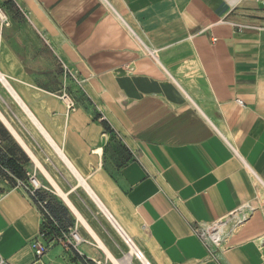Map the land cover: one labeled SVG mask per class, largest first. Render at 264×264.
Segmentation results:
<instances>
[{
  "label": "crops",
  "instance_id": "crops-1",
  "mask_svg": "<svg viewBox=\"0 0 264 264\" xmlns=\"http://www.w3.org/2000/svg\"><path fill=\"white\" fill-rule=\"evenodd\" d=\"M0 13V82L106 208L69 199L81 220L42 190L57 234L85 242L37 262L47 225L17 188L37 157L0 112V157L21 173L0 176L6 264H117L128 239L148 264H264V0H0ZM207 228L223 231L211 248Z\"/></svg>",
  "mask_w": 264,
  "mask_h": 264
},
{
  "label": "rangeland",
  "instance_id": "rangeland-1",
  "mask_svg": "<svg viewBox=\"0 0 264 264\" xmlns=\"http://www.w3.org/2000/svg\"><path fill=\"white\" fill-rule=\"evenodd\" d=\"M5 90H6L5 86L0 82V112L4 115V117L8 121H10L13 124V126L24 138L27 145L30 147L34 155L39 160L35 162L37 164L36 165L30 157L32 162V171L37 173L38 178L40 179L42 185L46 188L43 190V194L47 197L55 196L52 193V190L53 191L55 190L49 180V177L51 176L50 178L53 179V181L59 186V188L63 192L67 193L71 191L68 198L73 202L77 201L79 208L84 210L83 212L85 214L87 212L92 213L95 211H99L100 207L98 206V203L87 192V190L84 187V183L80 181L78 175L74 173V171L79 173L78 170L73 165H69L68 162H66V160L63 159V157L58 152L57 148H55L53 144L49 142L45 134L40 130V128L36 125V123L34 121L32 122V118L29 116L28 112L26 113V109L22 108L19 104H17L16 101ZM65 101L67 104L70 103L69 99H65ZM0 128L1 130L4 131L6 130L5 129L6 126L4 125L1 119H0ZM59 147L62 149L61 146ZM23 150L21 152H23ZM24 152L26 151L24 150ZM39 167L42 169L44 175L41 173V169ZM68 167L71 169H69ZM74 175L77 176V180L76 177H74ZM81 178L85 180L82 175ZM47 181L50 184L51 188L49 187ZM55 197L58 198L57 196ZM210 230L213 231V234L217 233L218 236H221L223 234V231H221L222 229H218L217 231L214 229H210ZM131 251L132 249H130V252ZM116 263L119 264L120 261H116ZM132 264H141V263H137L136 261L133 262Z\"/></svg>",
  "mask_w": 264,
  "mask_h": 264
},
{
  "label": "built area",
  "instance_id": "built-area-1",
  "mask_svg": "<svg viewBox=\"0 0 264 264\" xmlns=\"http://www.w3.org/2000/svg\"><path fill=\"white\" fill-rule=\"evenodd\" d=\"M0 19L4 24H7L6 18L1 13H0ZM238 104L242 105V102L238 101ZM0 146H1V141H0ZM3 174H7L10 177L14 178L12 172L8 168L2 166L0 163V176H2ZM17 188L26 192L32 198V200L36 204H38L44 215L43 225H47L48 232H50L52 227L59 228L56 221L54 220V218L52 217L51 213L48 210V203L45 200L40 199L41 191L46 188L42 185L36 172H33L32 174L28 173L27 181L24 182L17 181ZM48 221L50 222V225H48ZM48 232L41 233L40 236L36 240H34L32 244V248L34 250L37 262H40L42 258L46 255V253L50 249V244L52 242L62 244L65 248L68 249L70 248L77 249L82 243L85 242V240L79 234L77 228H70L67 232H60V234L47 237V234H49ZM212 235L215 234H213V231H210L209 228H207L206 233L203 234L202 236L205 237V241L208 248H211L213 245H215L216 242L211 237ZM128 243H132L131 240L128 239ZM0 264H6V262L1 257H0Z\"/></svg>",
  "mask_w": 264,
  "mask_h": 264
},
{
  "label": "bare ground",
  "instance_id": "bare-ground-1",
  "mask_svg": "<svg viewBox=\"0 0 264 264\" xmlns=\"http://www.w3.org/2000/svg\"><path fill=\"white\" fill-rule=\"evenodd\" d=\"M26 109V108H25ZM28 112V110L26 109V113ZM29 116L32 118V122L34 121L36 123V125L40 128V130L45 134L46 138L49 140L50 143L53 144V146L55 148H57L58 152L60 153V155L63 157V159L66 160V162H68L69 165H72L70 163V161L67 159V157L65 156V154L62 152V150L56 146V144L53 143V141L51 140V138L42 130V128L40 127V125L38 124V122L36 121V119L33 117V115L28 112ZM10 130L13 132V134L15 135V137L19 140V142L22 144V146L30 153V155L33 157V153L31 151V149L29 148V146L27 145L26 141L24 140V138L18 133V131L14 128H12L10 125H8ZM34 161L37 162V159L35 157H33ZM62 159V160H63ZM73 167V166H72ZM69 168V167H68ZM71 169V168H69ZM74 171V170H73ZM73 173V172H72ZM74 173H76L80 179L81 182L84 183V187L87 190V192L93 197V199L98 203V206L100 207L101 210L106 211V208L103 206V204L101 203V201L98 199V197L96 196V194L93 192V190L90 188V186L85 182V180H83L81 178V175L77 172L74 171ZM77 179V176H75ZM50 183L53 186L55 192L65 200L66 204L77 214V216L82 220L81 216L79 215V213L76 211V209L74 208V206L72 205L71 201L68 198V194L64 193L59 186L53 181L52 178L49 177ZM82 186V185H81ZM215 241H218L219 236L218 235H212L211 236ZM130 247L132 249L131 252H129L125 258L123 260L120 261L119 264H128L132 261V258L135 256L138 260H140L141 262H143L144 264H148L147 262H145L146 260L144 259L143 255L139 252V250L137 251L134 246L130 243Z\"/></svg>",
  "mask_w": 264,
  "mask_h": 264
},
{
  "label": "trees",
  "instance_id": "trees-1",
  "mask_svg": "<svg viewBox=\"0 0 264 264\" xmlns=\"http://www.w3.org/2000/svg\"><path fill=\"white\" fill-rule=\"evenodd\" d=\"M0 163H1L2 166H4L5 168H7L6 166L8 165V162H7L6 160H3V158H1V157H0ZM9 168H10V171L12 172V174H13L14 176H20V175H21V173H20V169H19L18 167H16V165L13 164V165H12L11 167H9ZM9 168H8V169H9ZM57 229H59V228L52 227L51 230H50V232H49V234H47V237H48V236L56 235L57 232H59ZM59 230H61V229H59Z\"/></svg>",
  "mask_w": 264,
  "mask_h": 264
},
{
  "label": "water",
  "instance_id": "water-1",
  "mask_svg": "<svg viewBox=\"0 0 264 264\" xmlns=\"http://www.w3.org/2000/svg\"><path fill=\"white\" fill-rule=\"evenodd\" d=\"M118 74H124V72L122 70H119L117 72ZM237 217L241 220H244V215L243 214H238ZM232 218L231 217H228V218H225L224 220H222V224H226L227 222H229Z\"/></svg>",
  "mask_w": 264,
  "mask_h": 264
}]
</instances>
